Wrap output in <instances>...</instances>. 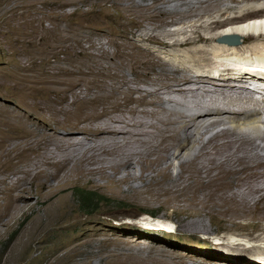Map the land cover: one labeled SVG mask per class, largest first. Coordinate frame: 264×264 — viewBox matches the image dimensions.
I'll list each match as a JSON object with an SVG mask.
<instances>
[{
  "label": "bare ground",
  "instance_id": "1",
  "mask_svg": "<svg viewBox=\"0 0 264 264\" xmlns=\"http://www.w3.org/2000/svg\"><path fill=\"white\" fill-rule=\"evenodd\" d=\"M82 1L93 3L92 0ZM263 2L102 0V4L127 14L124 29L116 31V25L106 20V27L96 30L101 22L92 24L94 19L91 18L90 23L81 21L70 29V37L62 32L54 36L58 44L69 39L79 41L82 36L77 32L85 30V41L90 42L93 51L84 50L82 54L95 78L67 81L59 79L57 74L43 73V84H40L45 91L44 102H27L24 120L18 121V126L0 118V174L4 176L0 181L4 182L5 174L27 161L28 156L31 159L48 152L43 156L42 168L37 166L34 173L25 171L23 174L31 185L40 187L41 197L58 211L68 205L64 198L53 200L54 197L64 190L62 184L76 178L87 182H92L94 177L107 179L118 188L126 184V192L151 189L154 201L186 214L184 220L178 221L184 234L192 237H198V233L212 234L214 221L239 234H230L226 239L228 244L223 240L237 256H224L220 264H237L243 257L249 259L246 264H264V244L258 242H264V207H260V203H264V143L261 142L264 131L259 126L264 125V121L258 117L260 112L256 108L249 109L250 104L242 107L239 100L234 102L233 99L234 104L238 102L241 106L238 110L234 108L236 104L221 108L219 101L213 102V99L211 104L200 102L195 107L187 104L188 97L200 90L217 95L231 92L251 98L256 90L248 86L254 80L264 85ZM65 4L78 5V2ZM225 34H236L241 42L218 43L217 39ZM40 41L47 44L45 47L49 46V38ZM79 42L82 44L83 40ZM153 46L170 52L163 54ZM82 72L63 69L61 73L75 76ZM77 88L80 91H76ZM68 92L72 94L70 104L54 109L55 104L66 102ZM30 95H33L32 90ZM167 95L174 98L166 99ZM251 99L253 104H259ZM44 109L52 114L46 113L41 119ZM228 114L231 115L228 117ZM52 122L55 126H51ZM227 125L233 126L224 128ZM61 130L66 133L61 134ZM35 135L38 138L33 141ZM81 135L84 137L79 138ZM13 139L22 142L11 145ZM51 139L52 144L48 143ZM52 146L63 156L49 155ZM106 156L112 157L109 166L101 165V159ZM171 158L179 160L181 171L178 174L172 171ZM106 167H110L113 174ZM120 169L124 176L117 178ZM150 171L154 175L149 174ZM53 178H59L55 188L48 186ZM132 180L138 184L132 185ZM164 184H167L166 191L162 190ZM20 189V196L7 194L8 204L29 201L23 196L28 194L26 188ZM206 216L213 220L212 227L207 225ZM146 224L151 225V222ZM245 230L256 233L257 237H253L257 241L241 239ZM243 240L247 241V246L258 243L253 249L237 250ZM252 241L255 243H249ZM236 244L239 246L234 249ZM161 250L167 258L164 264H215L196 254H176L162 247ZM162 262L163 259L160 264Z\"/></svg>",
  "mask_w": 264,
  "mask_h": 264
},
{
  "label": "rangeland",
  "instance_id": "2",
  "mask_svg": "<svg viewBox=\"0 0 264 264\" xmlns=\"http://www.w3.org/2000/svg\"><path fill=\"white\" fill-rule=\"evenodd\" d=\"M76 1L78 5L65 4ZM101 1L92 0L93 6L91 2L82 0H0V118L3 119L4 117L5 120L3 121L17 123L18 126V121L24 120L27 102L37 104L44 102L43 93L45 91H43L42 79H44L46 73L57 74L59 79L67 81L93 80L95 78L87 69V60L82 54L84 50L93 51L90 42L85 41V30L77 32V35L82 36L80 40L78 39L79 41L83 40L82 44L77 39L65 40L63 44H58L54 41V36L62 32L70 37L72 34L70 29L76 27L81 21L90 23L91 18L94 19V21H91L92 24L101 22L97 25L96 30H102L106 27L107 20L116 25V31H122L127 14H121L109 4H102ZM47 37L50 42L48 43L49 46L45 47L47 44L43 45L40 40L48 39ZM105 47L108 48L106 45ZM154 48L162 51L163 54L170 52L167 49ZM108 49L113 51L111 47ZM63 69L82 70L83 72L75 76H67L65 73H61ZM257 80L259 79L257 78ZM261 86L262 84H259L256 80L248 86L256 90L252 97L259 102V106L250 102L249 99L252 97L249 98V95L239 97V95L231 92L227 93L228 96L227 94L217 95L212 91L206 93L204 90H200L198 94L190 95L187 100L190 102H187V104L191 103L192 106L201 103L207 104V102L211 104L213 99V102L219 101L217 104L218 106L221 105V108L225 106L227 108L234 107L236 104L234 107L236 110L241 107L240 105L246 107L250 104V106L248 105L249 109H258L260 112L258 117L264 121V102L262 101L264 99V85ZM78 88L76 91H80ZM31 90L33 95H30ZM70 95L72 96L68 92L66 102L57 103L58 106L55 104L54 109L59 110L64 106H68L72 98ZM165 97L170 99L173 96L167 95ZM232 99L234 102L239 100L240 105H238V102L234 104ZM227 100H231L230 103L233 104H227ZM43 113L44 115L40 116L41 119H44L42 117H45L46 113L48 116L52 114L47 109H44ZM230 115L228 114V117ZM62 117L64 119V115L61 114ZM2 119H0V122ZM51 126H55L53 122ZM229 126L233 125H227L224 128H230ZM259 126L264 131V125L259 124ZM0 127L2 126L0 125ZM60 133L65 134L66 131L61 130ZM82 136H79V138ZM35 138H38V135L33 137V141ZM12 142L13 144H19L22 140L17 139L15 142V139H13L10 142L11 145H13ZM50 142L53 143L52 139L48 140V143ZM261 142L264 143V141ZM51 149L52 153L49 155L58 156L59 154V156H63V153H59L60 151L54 146ZM43 153L31 159L28 156L26 163L22 161L19 166H16L17 168L5 174L4 182L0 181V264H160L162 259L164 264V260L167 258L164 256L161 247L176 254H196L215 264L222 263L224 256L232 258L235 255L229 249L232 247L225 245L223 241L229 239V235L235 234V232L222 228L223 224L219 222L214 221L213 226V220L210 216H206L207 225L213 226L215 232L212 234L198 233V237L184 234L182 232L184 229L180 223L178 224V221L184 220L186 214H181V211L173 206L159 204V202L154 201L150 196L151 189L127 191L129 192L127 193L128 187L126 184H121L118 188L114 187L107 179L94 177L92 182H87L85 179H78L74 176L75 181L62 184L61 188L64 190L60 191V194L58 193L53 199L60 198L61 200L64 198L68 205L58 211L54 208L55 206H50V202L46 198L41 197L40 187L35 186V184L31 185L30 181L24 177L25 171L34 173L38 170L36 169L37 166L43 167V156L48 155V152ZM107 158L109 159L107 160ZM171 159L170 162H173L172 171L174 174H178L181 171L179 160ZM101 160L103 162H101V165L109 166L112 157L106 156ZM107 161L108 163H106ZM96 167L100 166L96 165ZM106 168H108L109 173H112L110 167ZM137 170L139 169L137 168ZM120 171L121 173L116 175L117 178L124 176L123 169H120ZM149 174L154 175L151 171ZM3 177L0 174V179ZM58 181L59 178H53L48 186L55 188L59 184ZM131 184L137 185L138 182L132 180ZM20 187L26 188L28 194H23V196L29 198V201H17L8 204L7 194L22 195ZM162 187V190L166 191L167 184ZM86 190L93 191L96 195L88 206L84 205L82 201L83 191ZM45 201L46 204H44ZM261 206L264 207V203H260ZM142 211L153 213L158 218L147 230H145V227H140L136 221ZM242 224L246 225L245 222ZM219 227L222 229L217 231L216 229ZM243 234L245 236H240V238L245 240L247 238L248 240L250 238L255 239L253 236L257 235L248 230L243 231ZM235 235L238 236L239 234L236 233ZM245 240H243V243H239L242 244L241 248L237 249L236 247L239 245L236 244L234 249L249 250L257 246L258 242L264 244V242L258 240L255 246H247ZM253 242L255 243V241L249 243L253 244ZM155 247H159L160 250H155ZM230 260L233 261L234 259ZM248 261L247 257H243L236 263L246 264Z\"/></svg>",
  "mask_w": 264,
  "mask_h": 264
},
{
  "label": "water",
  "instance_id": "3",
  "mask_svg": "<svg viewBox=\"0 0 264 264\" xmlns=\"http://www.w3.org/2000/svg\"><path fill=\"white\" fill-rule=\"evenodd\" d=\"M217 41L227 44H239L241 42V39L236 34H225L218 38Z\"/></svg>",
  "mask_w": 264,
  "mask_h": 264
},
{
  "label": "clouds",
  "instance_id": "4",
  "mask_svg": "<svg viewBox=\"0 0 264 264\" xmlns=\"http://www.w3.org/2000/svg\"><path fill=\"white\" fill-rule=\"evenodd\" d=\"M146 215H150L152 218H153V220H156V218L157 217H155V215H153L152 213H150V212H144V211H142L141 212V214L139 215V217L138 218H136V221L139 223L138 225L140 226V227H145V230H147L148 228H150L151 226H152V224H154V222H152L151 221V225H144V223H142V221H143V219H145V216ZM233 236H235V235H233ZM236 237V236H235ZM243 243V242H242Z\"/></svg>",
  "mask_w": 264,
  "mask_h": 264
},
{
  "label": "trees",
  "instance_id": "5",
  "mask_svg": "<svg viewBox=\"0 0 264 264\" xmlns=\"http://www.w3.org/2000/svg\"><path fill=\"white\" fill-rule=\"evenodd\" d=\"M82 201L83 204L88 206L91 201H93L96 197L95 193L93 191H83Z\"/></svg>",
  "mask_w": 264,
  "mask_h": 264
}]
</instances>
